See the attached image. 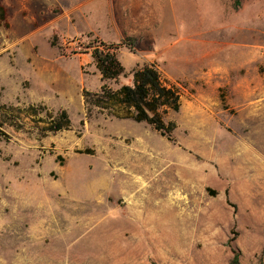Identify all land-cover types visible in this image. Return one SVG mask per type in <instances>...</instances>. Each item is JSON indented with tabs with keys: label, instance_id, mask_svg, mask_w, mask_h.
<instances>
[{
	"label": "rangeland",
	"instance_id": "rangeland-1",
	"mask_svg": "<svg viewBox=\"0 0 264 264\" xmlns=\"http://www.w3.org/2000/svg\"><path fill=\"white\" fill-rule=\"evenodd\" d=\"M0 5V106L42 103L72 122L43 138L0 114V264H229L231 249L264 264V0ZM89 34L138 39L110 88L154 63L179 90L173 141L99 114L80 125L82 91L102 85L73 54Z\"/></svg>",
	"mask_w": 264,
	"mask_h": 264
},
{
	"label": "trees",
	"instance_id": "trees-1",
	"mask_svg": "<svg viewBox=\"0 0 264 264\" xmlns=\"http://www.w3.org/2000/svg\"><path fill=\"white\" fill-rule=\"evenodd\" d=\"M241 5L242 0H233L235 11H238ZM6 16V10L0 5L1 23L6 21ZM77 43L78 51L73 54L90 56L102 83L96 92L86 89L82 91L83 119L80 125L84 126L85 122L99 114L119 121L146 124L162 137L173 141L172 136L177 124L168 120V117L179 112L181 95L178 89L163 78L156 64L137 65L131 72L130 85H122L118 89L108 86L109 82H117L125 72L118 60L119 51L124 48L133 51L138 39L126 38L118 44H108L89 34L81 35ZM51 45L56 47L54 42ZM261 73L264 74V68ZM0 114L5 123L17 130L24 128L25 121L29 122L32 129L43 138L72 129V122L66 110L53 112L42 103L27 106L2 105ZM10 139L4 125L0 124V144L9 143ZM79 154L92 155V151H80ZM57 160L62 163L60 157H57ZM234 240H231V243ZM231 253L229 264H241L240 253L235 249H231Z\"/></svg>",
	"mask_w": 264,
	"mask_h": 264
},
{
	"label": "crops",
	"instance_id": "crops-1",
	"mask_svg": "<svg viewBox=\"0 0 264 264\" xmlns=\"http://www.w3.org/2000/svg\"><path fill=\"white\" fill-rule=\"evenodd\" d=\"M125 189L127 190L128 189V187H125ZM128 194V193H127Z\"/></svg>",
	"mask_w": 264,
	"mask_h": 264
}]
</instances>
